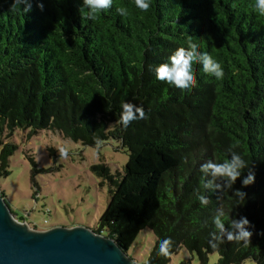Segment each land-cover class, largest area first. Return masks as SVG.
Returning a JSON list of instances; mask_svg holds the SVG:
<instances>
[{
  "label": "trees",
  "instance_id": "obj_1",
  "mask_svg": "<svg viewBox=\"0 0 264 264\" xmlns=\"http://www.w3.org/2000/svg\"><path fill=\"white\" fill-rule=\"evenodd\" d=\"M13 3L0 0V176L9 174L17 147L5 140L16 130L27 139L56 132L86 147H96V137L112 139L128 161L116 180L107 166L91 167L114 187L94 233L127 251L149 229L155 243L146 264H168L182 249L200 264L213 253L218 264H264V235L256 234L264 232V17L254 12V0H152L148 12L134 0H113L94 20L81 18L82 0H31L27 14L12 10ZM120 7L127 15L117 13ZM189 36L225 73L218 81L194 66L190 92L152 71ZM122 102L142 107L146 119L124 128ZM230 147L255 172L252 185H234L247 203L237 207L225 189L206 193L209 204L201 206L200 164L222 161ZM217 207L255 226L249 246L210 247ZM167 237L173 246L164 257L159 242Z\"/></svg>",
  "mask_w": 264,
  "mask_h": 264
},
{
  "label": "rangeland",
  "instance_id": "obj_2",
  "mask_svg": "<svg viewBox=\"0 0 264 264\" xmlns=\"http://www.w3.org/2000/svg\"><path fill=\"white\" fill-rule=\"evenodd\" d=\"M5 143L17 147L9 159V174L0 176V191L16 214H12L15 220H26L38 231L76 226L95 229L114 187L97 177L91 167L107 166L114 180L117 174L122 175L128 152L119 142L111 139L97 149L64 140L56 132L39 131L27 139L23 131L16 130ZM61 146L69 149L67 158L60 156L58 149ZM103 181L105 184L101 186ZM154 243L153 233L145 229L126 254L138 264H146ZM187 262L200 264L195 254L182 249L168 264ZM207 264H218V255L210 254ZM243 264L253 263L246 261Z\"/></svg>",
  "mask_w": 264,
  "mask_h": 264
},
{
  "label": "clouds",
  "instance_id": "obj_3",
  "mask_svg": "<svg viewBox=\"0 0 264 264\" xmlns=\"http://www.w3.org/2000/svg\"><path fill=\"white\" fill-rule=\"evenodd\" d=\"M62 2V0H58ZM21 5H23L21 7ZM136 8L143 12H148L152 5V0H134ZM113 0H82V5L78 11L84 20H94L101 12L112 8ZM37 7L43 11L44 4L38 3ZM253 10L259 16L264 17V0H254ZM12 10L22 11L27 14L32 9L31 0H14L11 6ZM121 16L127 15V9L120 7L116 9ZM186 47L181 46L169 56L165 63L154 65L152 71L157 80L164 81L176 88L191 91L197 85L196 68L200 66L203 73L214 77L216 80H222L225 73L222 64L207 51L201 50V45L189 36L186 38ZM146 119L144 109L130 102L121 103L120 123L127 128L133 121ZM97 149L103 144L99 137L95 138ZM62 158H67L69 149L61 146L58 149ZM187 157L185 163H187ZM202 173V183L204 192L197 193V199L201 206L209 204L208 192H217L221 190H231L232 198L237 207H244L247 203V193L235 189L234 185L240 179L243 187H248L255 182V172L249 166V162L243 155L230 147L227 150L226 158L222 161L208 159L200 164ZM246 173V174H245ZM227 220V223H226ZM214 231L209 240L210 247L218 249L225 241H235L238 244L243 243L245 247L250 245L251 237L255 226L249 219L240 215L238 218L227 217L223 207H217L211 217ZM227 225V227H226ZM257 235H264V232H258ZM173 241L170 237L161 239L159 242V254L168 257L171 254Z\"/></svg>",
  "mask_w": 264,
  "mask_h": 264
},
{
  "label": "water",
  "instance_id": "obj_4",
  "mask_svg": "<svg viewBox=\"0 0 264 264\" xmlns=\"http://www.w3.org/2000/svg\"><path fill=\"white\" fill-rule=\"evenodd\" d=\"M126 250L83 226L30 228L0 194V264H138Z\"/></svg>",
  "mask_w": 264,
  "mask_h": 264
},
{
  "label": "built area",
  "instance_id": "obj_5",
  "mask_svg": "<svg viewBox=\"0 0 264 264\" xmlns=\"http://www.w3.org/2000/svg\"><path fill=\"white\" fill-rule=\"evenodd\" d=\"M21 222H22V223H25L27 226L31 227V228L34 229V230H38V229H35V228H34L35 225H29V224L27 223L26 220H21Z\"/></svg>",
  "mask_w": 264,
  "mask_h": 264
}]
</instances>
